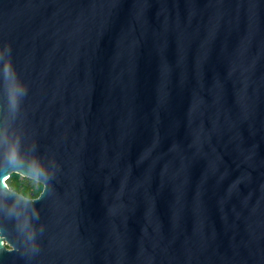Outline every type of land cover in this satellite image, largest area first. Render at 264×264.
Wrapping results in <instances>:
<instances>
[{"label":"water","instance_id":"95a60500","mask_svg":"<svg viewBox=\"0 0 264 264\" xmlns=\"http://www.w3.org/2000/svg\"><path fill=\"white\" fill-rule=\"evenodd\" d=\"M0 178V264H264V0H0Z\"/></svg>","mask_w":264,"mask_h":264},{"label":"trees","instance_id":"16d2710c","mask_svg":"<svg viewBox=\"0 0 264 264\" xmlns=\"http://www.w3.org/2000/svg\"><path fill=\"white\" fill-rule=\"evenodd\" d=\"M6 183L26 196H35L41 189L40 183L18 173H11L6 179Z\"/></svg>","mask_w":264,"mask_h":264},{"label":"flooded vegetation","instance_id":"af4514ba","mask_svg":"<svg viewBox=\"0 0 264 264\" xmlns=\"http://www.w3.org/2000/svg\"><path fill=\"white\" fill-rule=\"evenodd\" d=\"M37 182H38V181H37ZM38 183H40V182H38ZM40 184H41V183H40ZM6 187L9 188V189H11V190H14L15 192H17V193H19V194H22L21 192H19V191L13 189L12 187L8 186L7 184H6ZM41 189H42V184H41ZM41 189H40V191H41ZM40 191H39V192H40ZM39 192H38L37 195H35V196H26V195H24V194H22V195L25 196V197H28V198H35L36 196H38Z\"/></svg>","mask_w":264,"mask_h":264},{"label":"snow or ice","instance_id":"6c2138e0","mask_svg":"<svg viewBox=\"0 0 264 264\" xmlns=\"http://www.w3.org/2000/svg\"><path fill=\"white\" fill-rule=\"evenodd\" d=\"M0 180H2V178H0Z\"/></svg>","mask_w":264,"mask_h":264},{"label":"rangeland","instance_id":"374dc122","mask_svg":"<svg viewBox=\"0 0 264 264\" xmlns=\"http://www.w3.org/2000/svg\"><path fill=\"white\" fill-rule=\"evenodd\" d=\"M6 183V182H5ZM7 184V183H6Z\"/></svg>","mask_w":264,"mask_h":264}]
</instances>
